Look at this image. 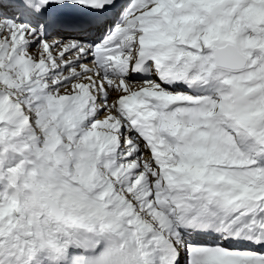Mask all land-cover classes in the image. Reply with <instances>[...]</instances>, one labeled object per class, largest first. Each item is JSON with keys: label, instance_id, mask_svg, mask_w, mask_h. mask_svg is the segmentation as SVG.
Wrapping results in <instances>:
<instances>
[{"label": "snow or ice", "instance_id": "snow-or-ice-1", "mask_svg": "<svg viewBox=\"0 0 264 264\" xmlns=\"http://www.w3.org/2000/svg\"><path fill=\"white\" fill-rule=\"evenodd\" d=\"M0 264H264V0H0Z\"/></svg>", "mask_w": 264, "mask_h": 264}]
</instances>
